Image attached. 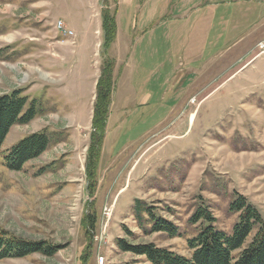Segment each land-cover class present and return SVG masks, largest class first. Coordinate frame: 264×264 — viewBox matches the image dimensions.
Segmentation results:
<instances>
[{
    "label": "rangeland",
    "instance_id": "1",
    "mask_svg": "<svg viewBox=\"0 0 264 264\" xmlns=\"http://www.w3.org/2000/svg\"><path fill=\"white\" fill-rule=\"evenodd\" d=\"M119 1L0 0V95L22 90L38 110L28 124L13 126L0 148V228L23 241L58 247L51 257L36 253L0 264H150L120 250L117 239L154 243L189 258L186 240L197 230L189 218L200 206L207 208L215 226L229 232L237 221L228 211L236 193L264 222V26L206 67L179 101L172 78L191 67L181 57L184 42L170 37L164 17L128 9L120 36L134 41V62L130 58L125 73L131 71L137 97L129 100L126 84L116 83L94 187L88 190L95 85L106 57L101 11L107 8L116 18ZM59 22L71 36L58 33ZM145 86L155 108L136 105ZM149 110L152 116L143 118ZM43 129L53 134L47 150L20 171L6 169V151ZM134 200L172 222L181 235L170 238L149 233L150 224L139 226Z\"/></svg>",
    "mask_w": 264,
    "mask_h": 264
},
{
    "label": "trees",
    "instance_id": "2",
    "mask_svg": "<svg viewBox=\"0 0 264 264\" xmlns=\"http://www.w3.org/2000/svg\"><path fill=\"white\" fill-rule=\"evenodd\" d=\"M102 2L105 3L106 0ZM101 28L102 49L106 57L95 85L91 121L93 131L87 148L86 177L90 193L94 187L95 168L105 137L114 90V63L107 57V50L115 40L116 23L115 15L107 8L101 11ZM22 93V90H12L0 95V148L13 126L28 124L38 114L35 101L28 103V98ZM52 135L46 129L27 135L6 151L3 165L8 170L20 171L24 164L47 150ZM228 211L237 217L229 232L215 226L216 219L211 211L201 206L197 208L188 220L191 226L197 227L195 234L186 240L187 249L191 252L189 258L160 248L154 243L132 245L123 239H117L116 245L123 252L144 257L150 264H264V222L259 211L238 193L230 202ZM133 213L139 226L151 225L147 228L149 233H164L170 238L181 235L172 222L156 217L152 208L140 200H134ZM143 216H146V220ZM93 226L91 219V229ZM57 251V246L46 242L23 241L0 228V261L24 258L36 253L51 257Z\"/></svg>",
    "mask_w": 264,
    "mask_h": 264
},
{
    "label": "crops",
    "instance_id": "3",
    "mask_svg": "<svg viewBox=\"0 0 264 264\" xmlns=\"http://www.w3.org/2000/svg\"><path fill=\"white\" fill-rule=\"evenodd\" d=\"M129 3L132 5L129 6ZM117 4H119V11L115 18L116 36L107 50V56L114 63V91L106 131L114 104L113 99L116 95V83H120L121 86L126 84V94L129 100L132 101L137 97L132 84L131 71L128 76L125 73L130 58L134 62V55L131 57L134 41L127 34L120 36V22L128 9H136V12L141 15L164 17L170 29V37L184 42L181 57H184L185 62H189L191 67L185 69L179 77L172 78L177 83L176 87L181 91L179 101L180 99L183 101L185 90L204 76L206 67L214 65L224 55L234 53L233 51L238 50L243 43L252 39L255 31L264 26V0H141L137 3L135 0H120ZM145 88L146 91H143L137 98L136 105L155 108L153 106L156 104L155 96L150 87L145 86ZM175 97L176 93L172 98ZM178 103L174 102L165 116L153 126L145 129L138 139L163 121ZM152 114L149 110L144 113L143 118H150Z\"/></svg>",
    "mask_w": 264,
    "mask_h": 264
},
{
    "label": "built area",
    "instance_id": "4",
    "mask_svg": "<svg viewBox=\"0 0 264 264\" xmlns=\"http://www.w3.org/2000/svg\"><path fill=\"white\" fill-rule=\"evenodd\" d=\"M56 29H57L58 33H68V34H70V36L72 35V32L65 30L64 25L61 22L56 24Z\"/></svg>",
    "mask_w": 264,
    "mask_h": 264
},
{
    "label": "bare ground",
    "instance_id": "5",
    "mask_svg": "<svg viewBox=\"0 0 264 264\" xmlns=\"http://www.w3.org/2000/svg\"><path fill=\"white\" fill-rule=\"evenodd\" d=\"M68 36H70V34L67 33Z\"/></svg>",
    "mask_w": 264,
    "mask_h": 264
}]
</instances>
